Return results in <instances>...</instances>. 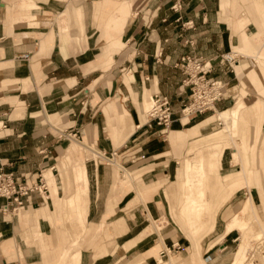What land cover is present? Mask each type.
I'll return each instance as SVG.
<instances>
[{
    "label": "crops",
    "instance_id": "0c3cea01",
    "mask_svg": "<svg viewBox=\"0 0 264 264\" xmlns=\"http://www.w3.org/2000/svg\"><path fill=\"white\" fill-rule=\"evenodd\" d=\"M174 2L0 0V168L34 183L44 176L45 170L55 169L53 162L64 150L63 157H67V140L73 137L88 145L95 141L100 153L114 158L123 143L130 144L122 153H129L130 158L119 163L111 159L86 163L88 154L85 155L83 173L88 194L81 196V202L88 197L89 233L98 241L108 224L103 236L115 238L118 246L113 250L104 240L83 247L81 261H75L78 264H125L127 260L131 264H231L230 247L246 237L247 228L264 235V185L258 174V185H250L257 190L256 196L250 190L234 201L236 189L227 195L219 192L220 198L210 206L207 200L214 217L199 239L185 233L177 238L162 236L157 231L154 236L138 239L146 226L144 221L149 220L147 217L158 221L169 212L166 189L177 170L176 156L171 154L170 138L159 136L167 130L171 133L192 126L189 128L192 142L193 131L197 129L200 137L204 121L212 117L198 118L197 114L185 123L182 121L186 118L178 116L190 89L183 83L185 75L176 67L177 62L184 54L201 56L210 60L215 75L229 84L239 77L235 69L231 72L219 65L223 54L242 47L264 59V0H182L178 11L172 9ZM247 58L248 66L253 67L252 57ZM256 69L264 74L263 64ZM156 93L169 96L173 103L175 115L169 128L150 122L145 115L146 100ZM229 99L234 97L228 94L216 107L225 108ZM262 105L264 100L257 107ZM259 111L264 115V110ZM247 113L244 104L238 113V124L244 134L253 131ZM112 133L115 138L126 136L115 145ZM253 139L246 137L239 144L248 147ZM78 145L81 143L69 146L68 156L76 154L81 158ZM92 154L97 155L93 150ZM263 164L259 154L253 167L246 161L237 172L245 173V168L258 166L259 173ZM126 169L131 183L124 178ZM184 172L182 169L183 179ZM51 180L57 187V195L51 188L43 197L35 193L32 203L23 209L25 212H34L47 202L53 207L55 198H74L72 184L57 178ZM223 181L227 186L235 182L229 173L219 183L222 185ZM245 198L248 207L237 223L248 225L242 229L237 224L228 231V219L237 214ZM4 204L5 200L0 198V264H43L38 246L45 253L44 243L32 238L34 244H27L26 233L31 231L32 236L34 226L9 219L8 212L2 210ZM222 206L225 208L222 218L217 219ZM42 216H49L48 209L35 217L30 214L24 217L25 221L33 222ZM248 216L250 223L244 221ZM37 227L51 236L52 246L53 231L57 233L50 264H66L74 244L60 255L61 248L69 243V238L66 236L65 240L60 234L69 227L53 226L47 220ZM108 229L116 235H108ZM126 244L130 248L122 255L121 248ZM170 249L174 255L169 253L168 259H161Z\"/></svg>",
    "mask_w": 264,
    "mask_h": 264
},
{
    "label": "rangeland",
    "instance_id": "374dc122",
    "mask_svg": "<svg viewBox=\"0 0 264 264\" xmlns=\"http://www.w3.org/2000/svg\"><path fill=\"white\" fill-rule=\"evenodd\" d=\"M249 46V44H247ZM233 51L238 53L237 61L233 63V69L236 70V74L239 77L238 79H235L231 81L229 84L226 85L225 88V95L231 94L234 99H229L226 101L225 108H218L215 107L213 110H209L205 113L198 114V118H205V117H211L204 121V127L202 128L203 134H208V136L200 134L199 137V131L196 129L193 131L192 135V142L189 140V128L188 130H181L177 132L168 133L165 132L162 134L161 138H170V142L173 144L171 147V154L176 156L175 161V167H176V173L172 176L171 182H168L166 194L168 195V202H169V209L168 213L161 216L160 220L156 221L152 217H147L149 220L144 221L143 226L145 228L141 231L138 239H145L147 236L152 235L154 236V233L157 231L162 234V236H175L176 238L181 234H186L187 236H194L196 239H199L202 234H205L206 231L203 229L208 226L209 222L211 221V218L213 215H210V211L207 207V200L209 201V206L212 202L216 201L220 198L221 195H227L228 191H233V195L236 194V198H240L242 196H245V193H247L250 190H253L255 188L251 187L258 185V174H260V180L262 181L264 185V164L261 166L262 169L259 170L258 173V166L257 169H248L245 168L244 171L237 172L238 169H241L243 164L248 163L251 164L253 167L255 165V160L258 158L259 154L261 156V159L264 163V115L261 116V112L259 109L264 110V105H262L261 108L257 107L260 100H264V74L263 72H260L256 68L259 64L264 65V59H260L257 54H251L250 52H247L242 47L239 48H233ZM230 52V51H229ZM248 55L252 57V60L254 62V66H248V62L246 59H248ZM247 66V67H246ZM249 68L251 69L250 72ZM248 70V71H247ZM255 71V72H253ZM248 72V73H247ZM217 75V74H216ZM257 81V82H256ZM238 84L237 87H235L234 90L227 91L228 88L235 86ZM251 87H250V86ZM263 85V86H262ZM152 96V95H151ZM151 96L149 99L146 100L144 112L148 119V110L151 106ZM143 99V97H142ZM142 99H140V107L142 106ZM223 100V99H222ZM240 100V101H239ZM237 101H239L237 103ZM144 102V101H143ZM245 104V110H247V117L249 118V122L253 124V131L252 129L248 130L246 134L242 133V130L240 128V125L238 124V113L239 109L242 108ZM229 108V110H224ZM182 109V108H181ZM141 110H143L141 108ZM221 110L228 111L230 115V119L227 123L220 120V112ZM179 117H182L183 114L179 113ZM261 116V117H260ZM190 119L186 118L184 121L187 123ZM189 125V124H188ZM187 125V126H188ZM215 130V132H214ZM170 134V135H169ZM115 145L117 144L118 140L122 139L124 136L115 138L113 133L111 134ZM199 137V138H198ZM251 139L253 137V144L246 147L241 146L239 143L242 142L244 138ZM129 137H127L128 139ZM125 139V140H127ZM82 139H79L77 137H73L72 140H67L66 147L68 146V149L66 151L67 157L64 158V152L62 154L55 158V169H49L45 170L44 177L45 181L48 184V187L51 188V191H55L57 195V187L54 186V182H52L51 179L57 178L58 181H66L73 185V190L75 191L74 198H65L63 200L59 198L53 199V207H50L49 203H45L41 208L35 210L34 212H25L23 209L18 210L16 212H8L7 217L9 219H13L18 222V220L22 224H32L34 226L33 235L31 236V231H28L27 237V244H34V241H39L44 243L45 246V253H43V247L41 245L38 246L39 250H41L42 254V260L43 264H50V260H52V257L54 256V253L52 251H55L54 244L57 245V236L56 232L53 231V246L51 244V236L47 235L45 232L40 231L37 229L39 222L42 220L49 221L53 226L60 225L69 227L66 231L61 233V238L66 239L69 238V243L65 244L60 251V255H62L65 248H69L72 244L74 246L71 248L70 257L66 259V264H78V261H81V249L83 247H91L96 245V243L102 242L104 240H107V243L111 248H113L116 240L109 239V236H103V234L106 233V229L108 228L105 225V229H103L100 233V237L97 238L92 237V234L89 233L91 223H88V220L86 218V215L88 214V197H86V202H81L82 197L87 195V186L88 183L85 181V175L83 173V166H84V159L85 155L88 154L87 162L94 161L98 159H102L103 162H105V159L111 161H116L119 163V160H127L130 158V154L127 153L125 155H122L123 151H125L128 146L123 143L118 149L117 153L114 156L110 154H102L97 148L96 142L92 141V145L84 144L81 142ZM116 140V141H115ZM75 142L81 143V145H78V151L81 152V158L77 157L76 154H72V156H68V150L69 146L74 144ZM237 143L239 145H237ZM120 145V144H119ZM118 145V146H119ZM90 148L91 150L87 149ZM186 149V151L183 152V150ZM92 150L97 153L95 156L92 154ZM183 153V154H182ZM181 155V156H180ZM188 158V160L185 161V159ZM64 162V163H63ZM185 162V163H184ZM193 164V170L186 171L187 163ZM184 165V167H183ZM63 167V168H62ZM183 167V168H182ZM185 169L184 172V179L181 177V171L182 169ZM63 170V171H62ZM48 171V173H46ZM54 173V174H53ZM231 174L232 177V186H227L230 184V178H227V185H225L224 181L221 185L219 183V180H222L226 174ZM130 173H128V170L126 169L124 171V178L127 180L128 183L130 182L129 176ZM63 177L65 179H63ZM219 177V179H218ZM248 177L250 179V182L248 180ZM141 180V177L139 178ZM181 179V181H180ZM184 180V181H183ZM141 180L139 182L142 183ZM222 182V181H221ZM125 184V181H124ZM221 185V186H220ZM141 186V185H140ZM220 186V188H219ZM219 188V190H218ZM52 191V193H53ZM220 192V193H219ZM254 195H257V190H253ZM184 196V197H183ZM70 197V196H69ZM81 197V198H80ZM83 197V198H84ZM207 197V198H206ZM63 202V203H62ZM205 205V212L201 209V214L198 215L199 218L195 219V211L197 208L202 207V205ZM239 210L246 212V209L248 207V201L247 199H242L239 204ZM68 208V210H67ZM44 209H48L49 216L47 218L45 216H42V218L37 219V217L32 221H25L26 215L30 214L32 217H35V215H38L39 213H42ZM188 209L189 212H192V218L194 217L192 222H188L186 215L184 214L183 210ZM225 208L223 206L220 208L217 219L222 218V211H224ZM238 210V211H239ZM24 211V212H22ZM66 211H68L66 213ZM244 211V212H243ZM248 211V210H247ZM199 212V211H198ZM207 212V213H206ZM83 214V217L82 215ZM251 215H254L251 211ZM202 219H204L202 221ZM248 220L249 216L247 217ZM189 223L190 226H200L201 229H195L196 234L200 233L198 236L194 235V231L192 228H188L187 226ZM201 222V223H200ZM203 222V223H202ZM208 222V223H207ZM220 222H224L223 219H221ZM37 225H35V224ZM197 223V224H196ZM201 225H200V224ZM250 223V221H249ZM195 224V225H193ZM206 225V226H205ZM264 225V223H263ZM123 226V225H122ZM121 226V227H122ZM53 228V227H52ZM204 231L201 233V231ZM108 229L107 234L112 235L113 237L116 235L113 231H110ZM35 233L37 236H35ZM240 237L242 236V232H240ZM252 233L254 231L252 230ZM251 233V234H252ZM256 233V232H255ZM251 235V244L248 247L249 250L246 252V256L243 257L245 259L240 260L237 262V264H264V235L258 236V234ZM99 235V234H98ZM97 235V236H98ZM64 236V237H63ZM256 236V238H255ZM240 239V238H239ZM61 240L60 242H62ZM130 243V242H129ZM128 243V244H129ZM126 244L121 248V254L124 255L125 251H127L130 246ZM117 245V242L115 244ZM237 247V242L233 243V245L230 247V253L231 256L233 255V252L235 251ZM108 252V251H106ZM173 254V253H170ZM178 254V253H176ZM175 254V255H176ZM174 255V254H173ZM46 256V257H45ZM50 256V257H49ZM170 256L167 255L165 258H161L163 260L168 259ZM55 260V257L53 258ZM77 261V262H75ZM131 264L133 262L126 261L125 264ZM121 264V263H120ZM236 264V263H231Z\"/></svg>",
    "mask_w": 264,
    "mask_h": 264
},
{
    "label": "built area",
    "instance_id": "2783aa9c",
    "mask_svg": "<svg viewBox=\"0 0 264 264\" xmlns=\"http://www.w3.org/2000/svg\"><path fill=\"white\" fill-rule=\"evenodd\" d=\"M182 8V0H175L173 10ZM26 54L24 57H28ZM238 53L231 50L221 56L219 65L225 70L233 71V63L238 62ZM176 67L185 75L183 83L189 87L190 95L182 104L181 113L194 116L213 110L216 104L225 96V88L228 84L224 79L214 73V65L210 60L203 59L194 54H184ZM175 110L169 96L156 93L151 97V109L148 112V120L155 122L163 128H169L174 121ZM49 187L43 175L38 182L28 183L21 180L13 172L0 168V198L5 200L3 212H16L24 209L32 203L33 195L38 193L41 197L47 193ZM177 249L180 246H175ZM172 252V249L165 254ZM164 254V252H163Z\"/></svg>",
    "mask_w": 264,
    "mask_h": 264
},
{
    "label": "bare ground",
    "instance_id": "6f19581e",
    "mask_svg": "<svg viewBox=\"0 0 264 264\" xmlns=\"http://www.w3.org/2000/svg\"><path fill=\"white\" fill-rule=\"evenodd\" d=\"M151 109V106H150V108H149V110ZM149 110H148V112H149ZM148 115V114H147ZM190 115H188V114H185V115H183L182 116V118H189L190 119ZM229 119H230V115H229V112L228 111H223L222 113H220V120H222V121H224L225 123H227L228 121H229ZM214 132H215V130H214ZM193 164L192 163H187V167H186V171L188 172L190 169L191 170H193ZM189 173V172H188ZM219 204H221V203H219ZM222 204H223V202H222ZM221 204V205H222ZM220 205V206H221ZM219 206V205H218ZM217 206V207H218ZM240 206V205H239ZM241 207V206H240ZM205 205L203 204L202 205V207H200V208H197L195 211H192V212H195V219L196 218H199V216L198 215H200L201 214V209L204 211L205 210ZM242 208V207H241ZM243 209V208H242ZM242 209H240V210H242ZM238 211V212H236L237 214H235V216L230 220V219H228L229 221H228V228H227V230L229 231V230H231L232 228H234V227H236V226H238L239 224L237 223V222H239V220H241V216L242 215H244L245 214V212H244V214L242 213V211ZM199 211V212H198ZM183 212H184V214L186 215V218H187V221L188 222H192L193 221V219H194V217L192 218L191 216H192V212H189L188 211V209H186V210H183ZM205 212V211H204ZM230 212V211H229ZM207 213V212H206ZM229 214V213H228ZM214 217V216H213ZM212 217V218H213ZM211 218V219H212ZM229 218V217H228ZM244 219V218H243ZM192 220V221H191ZM204 219H202V221H203ZM244 221H246V223L249 221V220H244ZM188 222H187V226H188V228H192L193 230H195V229H201V228H199L200 226H196V227H194V226H190V224L191 223H189V225H188ZM201 223V222H200ZM199 223V224H200ZM203 223V222H202ZM208 223V222H207ZM254 223V222H253ZM197 224V223H196ZM238 224V225H237ZM255 224V223H254ZM193 225H195V224H193ZM201 225V224H200ZM245 224L243 223V225L241 224V225H239L237 228H245V226L246 225H248V223L244 226ZM206 226V225H205ZM253 226V225H252ZM252 226H250V227H252ZM206 228V227H205ZM204 228V229H205ZM257 228V227H256ZM249 228H247V231L248 232H246V237L245 238H243V239H241V240H239L238 242H237V247H236V249H235V251L233 252V255H232V261H233V263H236L237 264V262H239L240 260H242V259H245V258H243V257H245L246 256V252L249 250V244H251L250 242H251V240H249V239H251L252 237H251V235H253L256 231V229L255 230H253L254 231V233H252V230H250V232H249V230H248ZM260 231V230H259ZM252 233V234H251ZM248 234H250L249 235V239H248ZM256 235L258 234V236L260 237L261 235H262V233L261 232H256L255 233ZM194 235H196V230L194 231ZM223 236V235H222ZM263 236V235H262ZM251 237V238H250ZM253 237H254V235H253ZM255 238H256V236H255ZM216 241V240H215ZM115 244H116V242H115ZM114 244V246H113V250L114 249H117V246ZM248 249V250H247ZM241 262V261H240Z\"/></svg>",
    "mask_w": 264,
    "mask_h": 264
}]
</instances>
